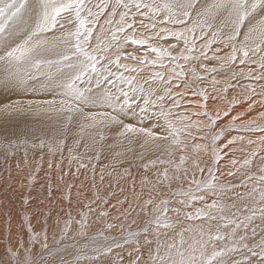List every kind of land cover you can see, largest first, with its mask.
<instances>
[{
	"label": "snow or ice",
	"instance_id": "6c2138e0",
	"mask_svg": "<svg viewBox=\"0 0 264 264\" xmlns=\"http://www.w3.org/2000/svg\"><path fill=\"white\" fill-rule=\"evenodd\" d=\"M224 69L229 78L217 79ZM241 79L256 85L246 87L248 111L264 104V0H0V90L37 97L0 107L40 118L25 130L31 143L9 144L40 151L35 166L24 153L30 183L45 150L63 160L70 133L77 173L91 165L95 175L100 159L97 151L85 162L81 141L94 148L109 135L166 157L143 165L163 167L141 180L140 194L133 180L131 201L117 200L119 215L100 210L108 200L99 193L75 215L57 214L51 244L52 212L41 211L55 199L49 189L22 218L28 239L9 238L0 264H125L126 249L127 264H264V112L260 123L244 122L243 113L218 123L242 102L221 95ZM193 81H208L211 93ZM210 99L228 110L213 114ZM245 142L255 147L229 157L222 172L225 150ZM65 196L71 200V186ZM37 216L45 217L40 229Z\"/></svg>",
	"mask_w": 264,
	"mask_h": 264
},
{
	"label": "rangeland",
	"instance_id": "374dc122",
	"mask_svg": "<svg viewBox=\"0 0 264 264\" xmlns=\"http://www.w3.org/2000/svg\"><path fill=\"white\" fill-rule=\"evenodd\" d=\"M226 75H228V70L227 69H224V70H222V74L220 75V76H218V78H220V77H223V76H226ZM189 79H191L190 77H189ZM248 81V82H247ZM233 83H236V84H239L238 86H236L235 87V89H236V91H235V93H234V91L232 90V89H229V94L228 93H225L226 95H228V97L227 98H229V100L231 99L230 97H232L233 96V94H236L237 92H238V89H239V86H241V85H243V84H246V85H248V83L249 84H251L252 83V85L253 86H256L255 85V82H253V81H249V80H247V79H242L241 81H239L238 83L236 82V81H232ZM30 84H31V82H29ZM193 87L194 88H201V87H206V88H208V90H210L211 89V86L207 83V82H202V83H199V84H197L195 81H193ZM2 95V96H1ZM3 96H5V97H3ZM33 98H37V97H35V96H33L31 93H28V94H25V93H15V94H12V93H5L4 94V92L2 91V90H0V107H2L3 106V104H5V103H7L9 100H13V99H33ZM40 98H43V96H41ZM188 98H191V97H188ZM215 103H217V104H219V105H221L222 103L224 104V105H226L227 106V102L226 101H220V100H217V101H215ZM185 106H187V105H185ZM13 114H15V116L13 115ZM13 114H11V115H7V114H4V113H2V112H0V119H2V118H6V119H9V118H12L11 119V124L12 125H10V124H8V125H10L9 127H8V125H1V127H0V190H2V189H4V187H6V186H9V189L11 188L10 187V185H11V180H9V179H11V174H10V171L9 170H7L6 168H4L5 167V165L7 166V163H6V161H12L13 159H18L19 158V156L21 155V156H24V153H25V151H27L28 152V157L27 158H30V159H28V160H30V162H31V159L33 160V158L35 157H37V155H38V152H40L38 149L37 150H34V152L32 151L33 149H31L30 147L29 148H25L24 147V145L22 144V143H18L17 144V146L15 147V148H10L9 147V144L11 143V142H14V141H16V142H18V141H23L24 139H28L29 140V143H31L32 142V140H33V137H31V136H27L26 135V132H25V130L27 129V128H33V127H36L37 125H38V122H37V119L35 120V123L36 124H28V122L26 121L27 120V115H26V118H25V116H23V115H18V114H16V113H13ZM6 116H8V118L6 117ZM17 117V118H16ZM254 121H258V120H254ZM24 122V123H23ZM3 126V127H2ZM14 127V128H13ZM3 130H5V132L3 131ZM71 135V136H70ZM70 135L67 137V143H68V145H66V147L64 148V151H63V160H61V155L59 154V153H57L55 156H50V155H47V151L45 150V152L43 153V155H44V158H46L47 156L48 157H50L51 158V163H52V165L54 166V168H51L52 170H57V169H59V171L60 170H62V172L63 171H66V174H65V176L67 175V178L65 179L64 177L62 178L60 175V177H59V179L57 180V183L59 184V190H57V192H56V188H55V184L51 181L50 183H51V185H50V187H49V185H48V188L52 191V193H56V195H55V199H53V200H51V201H44V203L45 202H47V203H45L44 205H46V206H43L44 208H41V211L43 210V212H45V213H47L49 210H51V212H53V214L52 215H55V216H53L52 217V219H51V221H50V226H49V231L50 232H52V234L49 232V238H51L52 237V235H53V233H55L56 231H58V229L55 227V217H56V215L57 214H62L61 216H63V212H62V210H69V208H70V210L72 211V212H74V214H76V212L78 211V210H80V206H81V204H84V201L85 202H87V201H89V200H93L95 197H94V194H93V192L94 193H99V195H100V197L102 198L103 197V199H107L108 200V206L106 205V204H103V203H101L100 205V210H107V211H109V213H110V215L111 216H113V217H115V216H117V215H119V212H118V208L120 207V205H118L117 204V202H116V200H124V197L125 196H129L130 194V200L129 201H131V199H132V192H133V180L134 181H136V183H135V188L136 189H138V190H136L135 189V191L136 192H138V193H140L141 192V187H142V185H141V180L145 177V176H147V174L149 175V176H147L149 179H151V180H154L155 179V173L159 170V169H161L163 166L162 165H157L156 166V168H153V167H151V166H149V170L147 169V170H145V171H143L144 170V167H143V165L145 164V163H147L148 161H150V160H158V159H160V158H166V157H164L162 154H161V152L159 151V150H157V149H155V148H153V147H146V148H141V146H140V144H139V148H138V144H135V142L133 143V145L131 146V145H129L128 143H126V141H123L122 143H115L116 142V140H114L113 139V136L111 137V135H109L108 136V138L106 139V141L103 143V145L100 143V142H97L96 144H95V147L94 148H87L86 149V147H85V143H87L88 145H91V142L89 141V140H82L81 141V146L78 148V149H76V152H77V154L78 155H80L82 158H84L85 159V162H87V159L86 158H88V157H94L95 155H96V153H97V151L100 153V159H99V161H97V160H95V159H93V161H92V163L93 164H95V172H97V173H95V175H93V170H92V167H91V165H89V168H87V170L86 169H83V168H81L80 169V171H79V174L76 172V167H77V165L75 164L76 162L75 161H73L72 162V166H71V168H69V159H70V157H69V153H68V148L69 147H71L72 146V144H73V136H74V133H70ZM110 138H112V139H110ZM69 140V141H68ZM112 140V141H111ZM108 141V142H107ZM115 141V142H114ZM109 142H111V143H109ZM126 143V144H125ZM142 143V142H141ZM191 143V142H190ZM116 144V145H115ZM122 144V145H121ZM135 144V145H134ZM97 145V146H96ZM108 145V146H107ZM109 145H111V146H109ZM113 145V146H112ZM119 145V146H118ZM83 146V147H82ZM134 146V147H133ZM122 147V148H121ZM126 147V148H125ZM135 148V149H134ZM100 149V150H99ZM110 149H111V151H110ZM115 149V150H114ZM128 149V150H127ZM143 149V150H142ZM79 150V151H78ZM126 150H127V152H126ZM141 150H142V152H141ZM145 150V151H144ZM85 151V152H84ZM110 151V152H109ZM115 151H117L119 154H121V156H118L116 153H115ZM125 151V152H124ZM130 151V152H129ZM138 151H140V153H142L143 154V157L144 158H140V156H141V154L139 155V154H137V152ZM32 152V153H31ZM36 152V153H35ZM133 152V153H132ZM136 152V153H135ZM147 152V153H146ZM19 154V155H18ZM30 154H31V157H30ZM40 155H41V153H39ZM66 154V155H65ZM105 154V155H104ZM86 155V156H85ZM127 155V156H126ZM139 155V156H138ZM148 155L150 156L149 158H148ZM17 157V158H16ZM25 157V156H24ZM55 157V158H54ZM57 157H59V159H56ZM66 157V158H65ZM124 157V158H123ZM128 157V158H127ZM139 157V158H138ZM12 158V159H11ZM53 158V159H52ZM120 158H121V160H120ZM135 158V159H134ZM138 158V159H137ZM66 159V160H65ZM119 159V160H118ZM15 160V161H16ZM54 160H56V163L59 165L60 164V166H59V168L57 167V169H56V163H55V161ZM108 160V161H107ZM140 160V161H139ZM60 161V162H59ZM96 161V162H95ZM138 161V162H137ZM62 162V163H61ZM66 162V163H65ZM107 162V163H106ZM220 162H222V164L220 163V168H221V171L222 172H225L226 173V171H227V168H226V164H227V162H228V160H226V159H224V160H221ZM4 163V164H3ZM6 163V164H5ZM32 163V162H31ZM102 164H103V166H102ZM138 164V165H137ZM4 165V166H3ZM33 166L35 165V163H33L32 164ZM64 165H65V167H64ZM68 165V166H67ZM74 165H76L75 167H74ZM62 166V167H61ZM117 166V167H116ZM137 166V167H136ZM104 167V168H103ZM48 168V169H47ZM101 168V169H100ZM153 168V169H152ZM6 169V170H5ZM30 169V168H29ZM48 166L46 167V172H45V174L48 176L49 175V173H52L51 170ZM66 169H68V170H66ZM83 169V170H82ZM128 170L130 173H131V175H128V174H125L124 172H125V170ZM141 169V170H140ZM143 169V170H142ZM4 170H5V172L7 173H5L4 172ZM31 170V169H30ZM51 170V171H50ZM70 171H72L71 173H73V174H71L70 173ZM88 171V172H87ZM102 171H103V173H102ZM149 171H151V172H149ZM155 171V172H154ZM61 172V171H60ZM83 172V173H82ZM87 172V173H86ZM91 172V173H90ZM70 173V174H69ZM91 175H90V174ZM103 174V177H105L104 179H103V181L101 180V174ZM137 173H138V175H137ZM149 173H151V174H149ZM153 173V174H152ZM96 174H97V176H96ZM100 174V175H99ZM107 174V175H106ZM118 174V175H117ZM6 175V176H5ZM71 175V176H70ZM74 175V176H73ZM80 176V177H78V176ZM86 175V176H85ZM152 175V176H151ZM199 175V174H198ZM219 175V174H218ZM4 176V177H3ZM99 176V177H98ZM151 176V177H150ZM6 177V179H7V181L4 183V181H2V179H4ZM68 177H70V178H68ZM75 180L74 182H76V184L75 183H71V181L70 180H72V178ZM76 177V178H75ZM94 177V178H93ZM97 177V178H96ZM110 177H112V178H110ZM114 177H116V178H114ZM140 177H142L141 179H140ZM85 178H86V181H85ZM108 180H107V179ZM118 178V179H117ZM120 178V179H119ZM127 178V179H126ZM130 178V179H129ZM137 178H139V183L137 182V180L136 179ZM68 179V180H67ZM84 179V180H83ZM229 179H231V178H229ZM62 180V181H61ZM89 180V181H88ZM118 180H119V182H118ZM9 181V182H8ZM78 181V182H77ZM98 183H97V182ZM85 182V183H84ZM92 182H94V183H92ZM115 182V183H114ZM131 182V183H130ZM225 182H228V181H225ZM231 182L232 183H234V184H237V185H239V181H238V179H231ZM7 183H9L8 185H7ZM96 183H97V185H96ZM105 183V184H104ZM138 183V184H137ZM54 184V185H53ZM82 184V185H81ZM107 184H109V185H107ZM111 184V185H110ZM74 185L77 187H75L74 188ZM79 185V186H78ZM90 187H89V186ZM93 185H95L94 186V188H93ZM105 185V186H104ZM12 186V185H11ZM68 186H71V190H72V192H71V195H72V200H70L69 201V199L65 196V194L64 193H66V192H68ZM72 186H73V188H72ZM91 186H92V188L94 189V190H96V191H92L93 189L91 188ZM98 186V187H97ZM90 188V189H88V188ZM101 189H100V188ZM61 188V189H60ZM105 188V189H104ZM113 190H112V189ZM242 187H237V190L238 189H241ZM48 189V190H49ZM79 190V191H83L82 193L84 194V195H82V194H80L79 193V196L77 195L78 194V192L79 191H77V190ZM82 189V190H81ZM84 189V190H83ZM85 189H87V190H85ZM98 189H100V190H98ZM108 189V191H106ZM115 189V190H114ZM121 189H123L124 191L123 192H121ZM76 190V191H75ZM98 190V191H97ZM126 190V191H125ZM85 191V192H84ZM87 191V192H86ZM90 191V192H89ZM112 191V192H111ZM239 192H241V190H238ZM76 192V194H74ZM59 193V194H58ZM73 193V194H72ZM88 194V196H87V194ZM90 193H92V195L90 194ZM109 194V195H106V194ZM113 193L115 194V195H113ZM147 193V188L146 189H144V194H146ZM42 194H43V191H42ZM91 195V197H90V195ZM54 195V194H53ZM58 195V196H57ZM64 195V196H63ZM77 195V196H76ZM106 195V196H105ZM122 195V196H121ZM125 195V196H124ZM231 195V197H232V193L230 194ZM88 197V199H86ZM59 199V200H57L56 201V199ZM64 198L66 199V200H64ZM76 198H77V200L79 201V202H77V200H76ZM80 198H82V199H80ZM110 198V199H109ZM67 199H68V201H67ZM41 200H43V199H41ZM61 200V201H60ZM63 200V201H62ZM81 200V201H80ZM84 200V201H83ZM115 201L116 203H114V204H110V202L111 201ZM37 200H35L34 201V204H35V202H36ZM39 201V200H38ZM55 201H56V203H55ZM50 202V203H49ZM66 202V205H67V207L65 206V205H62L63 203H65ZM70 202H72L73 204H75V205H73V204H70ZM76 202H77V205H76ZM81 202V204H79ZM228 203H232V201H227ZM49 203V204H48ZM52 203V204H51ZM61 203V204H60ZM29 204H31V205H33V202H31V201H29ZM39 204H40V201H39ZM50 204H51V206H50ZM54 204V206H58V207H55V208H52V207H54V206H52ZM59 204V205H58ZM61 205V206H60ZM80 205V206H79ZM112 205H116V207L114 208V207H112ZM34 206V205H33ZM53 209H51L50 207ZM60 206V207H59ZM63 206V208L62 209H60L61 207ZM73 206H75L74 208H77V209H75L74 210V208H73ZM107 206V207H106ZM126 206V204L124 205V207ZM93 207L95 208L96 207V205H93ZM48 208V209H47ZM79 208V209H78ZM112 208L114 209V210H112ZM48 211H47V210ZM55 209V210H54ZM58 209V210H57ZM73 209V210H72ZM57 210V211H56ZM77 210V211H76ZM60 211L62 212V213H60ZM55 212H56V214H55ZM73 214V215H74ZM38 217H41V216H38ZM44 217V216H43ZM44 219H45V217L44 218H40V219H37L38 221H36V224H34V226H35V228L36 229H40L41 228V225L43 224V221H44ZM38 222V223H37ZM42 222V223H41ZM37 226V227H36ZM6 240H7V242L9 241V239H7V238H5ZM18 239V237H16V240ZM15 240V241H16ZM4 241H0V245H3L4 243H3ZM119 251V250H118ZM125 259V258H124ZM125 262H126V259H125Z\"/></svg>",
	"mask_w": 264,
	"mask_h": 264
},
{
	"label": "bare ground",
	"instance_id": "6f19581e",
	"mask_svg": "<svg viewBox=\"0 0 264 264\" xmlns=\"http://www.w3.org/2000/svg\"><path fill=\"white\" fill-rule=\"evenodd\" d=\"M191 78V77H190ZM229 78V76L228 75H226V76H223V77H220V78H218L217 77V79H228ZM242 80V79H241ZM240 80V81H241ZM205 82H207L210 86H211V84L208 82V81H205ZM248 82V81H247ZM234 84H236V83H234ZM252 84V83H251ZM239 84H236V86H238ZM248 85H249V83H248ZM246 87H247V85L246 84H243V85H241V86H239V89H238V92L236 93V94H233V96L232 97H230L231 99L232 98H236V99H240L242 102L240 103V104H237L234 108H232L231 109V112H230V115L228 116V117H223L222 116V119L220 120V121H218V123H220L221 125H224V124H227V123H229L230 122V120H231V117L232 116H235V115H237L238 113H243L244 115H243V121L244 122H248L249 120H258V121H255L256 123H260V117H259V113L260 112H264V104H260V103H257L252 109H251V111H248V102L247 101H244V96H245V92H246ZM233 91H234V93H235V91H236V89L234 88V89H232ZM209 92L211 93V89L209 90ZM6 92H4V94H5ZM228 94H229V92H228ZM221 95H224V96H227L228 97V95H226L225 93H221ZM2 96V95H1ZM3 97H5V96H3ZM229 99V98H228ZM253 99H259V97H253ZM217 100H219V99H217ZM217 100H213V99H210L209 100V111L210 112H213V114L215 113V111H217V110H219L220 112H221V114L224 112V111H226V110H228V106H226V105H224L223 103L221 104V105H219V104H217V103H215V101H217ZM14 116H15V114H13ZM23 116H25V118H26V115H23ZM7 118H8V116H6ZM1 118V117H0ZM17 118V117H16ZM11 119L12 118H9V119H6V118H2V119H0V124L1 125H8V124H10V125H12L11 124ZM37 119V122L39 123V120H40V118H38V117H33V116H31V115H27V122H28V124H36L35 123V120ZM24 123V122H23ZM237 123H240V121H237ZM1 125H0V127H1ZM10 125H8V127L10 126ZM3 127V126H2ZM11 127V126H10ZM14 128V127H13ZM4 132H5V130H3ZM233 135L234 134H236V133H232ZM70 135V134H69ZM228 134L226 133V136H227ZM256 135H260L259 133H257ZM71 136V135H70ZM111 137H112V135H111ZM108 138V137H107ZM252 138L253 139H255L256 138V136H252ZM110 139H112V138H110ZM114 139V138H113ZM115 140V139H114ZM69 141V140H68ZM112 141V140H111ZM126 141V140H125ZM73 142V141H72ZM91 142V141H90ZM108 142V141H107ZM115 142V141H114ZM197 142H199V139L197 140ZM109 143H111V142H109ZM115 143H117V142H115ZM126 143H128L127 141H126ZM125 143V144H126ZM112 144V143H111ZM120 144V143H119ZM136 144V143H135ZM134 144V145H135ZM67 145H68V143H67ZM116 145V144H115ZM122 145V144H121ZM133 145V144H132ZM131 145V146H132ZM97 146V145H96ZM108 146V145H107ZM109 146H111V145H109ZM113 146V145H112ZM119 146V145H118ZM138 146V148L140 147L139 146V144L137 145ZM83 147V146H82ZM134 147V146H133ZM252 147H255V146H250V145H248L246 142L243 144V145H237L236 146V150H235V152L233 153V152H231V151H228V150H225V151H227L228 152V155H226L225 157H224V159H226V160H229V157H233L234 156V158H237V159H239V158H241L243 155H245L246 153H247V151L250 149V148H252ZM122 148V147H121ZM126 148V147H125ZM142 148V147H141ZM135 149V148H134ZM100 150V149H99ZM115 150V149H114ZM128 150V149H127ZM127 150H126V152H127ZM143 150V149H142ZM142 150H141V152H142ZM33 152H34V150H32ZM79 151V150H78ZM110 151H111V149H110ZM109 151V152H110ZM145 151V150H144ZM85 152V151H84ZM125 152V151H124ZM130 152V151H129ZM32 153V152H31ZM36 153V152H35ZM40 152H38V155H37V157L35 158H33V160L31 159V164H33V163H35V165H36V163L39 161V156H40V154H39ZM115 153L118 155L119 153L117 152V151H115ZM133 153V152H132ZM136 153V152H135ZM147 153V152H146ZM137 154H141L140 153V151H138L137 152ZM19 155V154H18ZM48 155V154H47ZM66 155V154H65ZM105 155V154H104ZM138 155V156H139ZM29 156V155H28ZM86 156V155H85ZM118 156H121V154L120 155H118ZM127 156V155H126ZM30 157H31V154H30ZM56 157V156H55ZM54 157V158H55ZM83 157V156H82ZM145 157V156H144ZM143 157V158H144ZM150 156L148 155V158H149ZM17 158V157H16ZM32 158V157H31ZM66 158V157H65ZM124 158V157H123ZM128 158V157H127ZM139 158V157H138ZM137 158V159H138ZM205 159H207V157L205 156L204 157ZM12 159V158H11ZM27 159H30V158H27ZM53 159V158H52ZM56 159H59V157H57ZM87 159V158H86ZM135 159V158H134ZM223 159V160H224ZM16 159H13L12 161H6V163H7V166L5 165V167L4 168H6L7 170H9L10 171V174H11V179H9V180H11V185H10V189H9V186H6V187H4V189H2V190H0V241L2 240V241H4L3 243V245H0V254H2L3 253V251H4V249H5V246L8 244V242H7V240L5 239V238H7V239H9V238H11V240H12V242L14 243V242H16L17 240H20L21 238H23L24 240H27L28 239V237H27V235L21 230V228H20V225H21V223H22V218H23V216H24V214H25V211L27 210V212L28 213H31V212H33L35 209H36V205H38L39 204V201L41 200V199H43V197L45 196V195H47V192H48V185H49V187H50V185H51V181L55 184V188H56V192H57V190H59V184L57 183V180L59 179V177L61 176L62 178L64 177L65 179L67 178V175L65 176V174H66V171H63L62 172V170H60L59 171V169H57V163H56V160H54L55 161V163L57 164L56 165V169L57 170H50L52 173H49V175L47 176L46 174H45V172H46V167L48 166V163H49V161H51V158L50 157H46V158H44V161H43V163H42V165L40 166V169H39V171L38 172H34L33 173V175L35 176V179L30 183V177H29V175H28V173L30 172V169H29V167L25 164V157L24 156H19V158L15 161ZM66 160V159H65ZM119 160V159H118ZM120 160H121V158H120ZM143 160V159H142ZM30 161V160H29ZM108 161V160H107ZM140 161V160H139ZM60 162V161H59ZM96 162V161H95ZM138 162V161H137ZM5 163V164H6ZM62 163V162H61ZM66 163V162H65ZM107 163V162H106ZM221 164H222V162H220ZM4 164V163H3ZM76 164V163H75ZM34 165V166H35ZM138 165V164H137ZM4 166V165H3ZM55 166V165H54ZM54 166L52 167V168H54ZM59 166H60V164H59ZM68 166V165H67ZM72 166V165H71ZM76 165H74V167H75ZM102 166H103V164H102ZM159 166V165H158ZM62 167V166H61ZM64 167H65V165H64ZM117 167V166H116ZM137 167V166H136ZM104 168V167H103ZM151 168V167H150ZM149 168V169H150ZM156 168V167H155ZM5 169V170H6ZM48 169V168H47ZM72 169V168H71ZM101 169V168H100ZM148 169V170H149ZM153 169V168H152ZM5 170H4V172H5ZM66 170H68V169H66ZM83 170V169H82ZM87 170V169H86ZM141 170V169H140ZM143 170V169H142ZM160 170V169H159ZM143 171H145V168H144V170ZM7 172V171H6ZM5 172V173H6ZM72 171H70V173H71ZM88 172V171H87ZM86 172V173H87ZM149 172H151V171H149ZM155 172V171H154ZM8 173V172H7ZM6 173V174H7ZM69 173V174H70ZM83 173V172H82ZM91 173V172H90ZM89 173V174H90ZM95 173H97V172H95ZM102 173H103V171H102ZM125 173V172H124ZM71 174H73V173H71ZM79 174V173H78ZM101 174V173H100ZM99 174V175H100ZM149 174H151V173H149ZM153 174V173H152ZM219 174V173H218ZM60 175V176H59ZM91 175V174H90ZM107 175V174H106ZM118 175V174H117ZM137 175H138V173H137ZM6 176V175H5ZM71 176V175H70ZM74 176V175H73ZM78 176V175H77ZM86 176V175H85ZM96 176H97V174H96ZM147 176H149L148 174H147ZM152 176V175H151ZM150 176V177H151ZM4 177V176H3ZM78 177H80V176H78ZM99 177V176H98ZM9 178V177H8ZM7 178V179H8ZM68 178H70V177H68ZM72 178V177H71ZM74 178V177H73ZM72 178V180H70L71 181V183H75L76 184V182H74L75 180ZM76 178V177H75ZM94 178V177H93ZM97 178V177H96ZM105 178V177H104ZM110 178H112V177H110ZM114 178H116V177H114ZM142 177H140V179H141ZM7 179H6V177L4 178V179H2V181H4V183L7 181ZM107 179V178H106ZM118 179V178H117ZM120 179V178H119ZM127 179V178H126ZM130 179V178H129ZM136 179V178H135ZM138 179V180H137ZM136 180H137V182L139 183V178H137ZM68 180V179H67ZM84 180V179H83ZM108 180V179H107ZM62 181V180H61ZM85 181H86V178H85ZM89 181V180H88ZM103 181V180H102ZM9 182V181H8ZM78 182V181H77ZM97 182V181H96ZM118 182H119V180H118ZM85 183V182H84ZM92 183H94V182H92ZM98 183V182H97ZM97 183H96V185H97ZM115 183V182H114ZM131 183V182H130ZM135 183H136V181H135ZM137 183V184H138ZM227 183V182H226ZM6 184V183H5ZM9 183H7V185H8ZM53 184V185H54ZM105 184V183H104ZM82 185V184H81ZM107 185H109V184H107ZM111 185V184H110ZM79 186V185H78ZM89 186V185H88ZM105 186V185H104ZM76 186L74 185V188H75ZM90 187V186H89ZM98 187V186H97ZM72 188H73V186H72ZM77 188V187H76ZM88 188V187H87ZM91 188H92V186H91ZM93 188H94V186H93ZM92 188V189H93ZM100 188V187H99ZM61 189V188H60ZM88 189H90V188H88ZM101 189V188H100ZM100 189H98V190H100ZM105 189V188H104ZM112 189V188H111ZM136 189V188H135ZM146 189V188H145ZM68 190V189H67ZM77 190V189H76ZM75 190V191H76ZM82 190V189H81ZM84 190V189H83ZM85 190H87V189H85ZM97 190V191H98ZM113 190V189H112ZM115 190V189H114ZM136 190H138V189H136ZM238 190H241V192H243L244 191V189L243 188H241V189H238ZM238 190H236V191H238ZM42 191H43V194H42ZM77 191H79V190H77ZM92 191H96V190H92ZM106 191H108V189L106 190ZM126 191V190H125ZM236 191H233L232 192V197L234 198L235 196H236ZM71 192H72V190H71ZM81 191H79V193H80ZM83 192V191H82ZM80 193V194H82V195H84L83 193ZM85 192V191H84ZM87 192V191H86ZM90 192V191H89ZM112 192V191H111ZM137 194H140V193H138V192H136ZM54 195V197H55V195H56V193H53ZM59 194V193H58ZM65 194V193H64ZM73 194V193H72ZM74 194H76V192L74 193ZM87 194V193H86ZM91 195H92V193H90ZM89 194V195H90ZM93 194H95L94 192H93ZM91 195H90V197H91ZM106 195H109L108 193L106 194ZM105 195V196H106ZM131 195V194H130ZM130 195L128 196V199L130 200ZM145 195V197H146V195H147V193L146 194H144ZM37 196H39L40 197V199H39V201H38V199H36V197ZM58 196V195H57ZM64 196V195H63ZM77 196V195H76ZM87 196H88V194H87ZM93 196V195H92ZM122 196V195H121ZM125 196V195H124ZM28 197H30V199L28 200V204L27 205H25V203H24V201H25V198H28ZM74 198V197H73ZM72 198V195H71V200L73 199ZM80 199H82V198H80ZM86 199H88V197L86 198ZM102 199H103V197H102ZM110 199V198H109ZM35 200H37L36 202H35V204H34V201ZM57 200H59L58 198L56 199V201ZM64 200H66L65 198H64ZM76 200H77V198H76ZM29 201H31V202H33V205H31V204H29ZM56 201H55V203H56ZM61 201V200H60ZM63 201V200H62ZM67 201H68V199H67ZM81 201V200H80ZM84 201V200H83ZM230 201H232V200H230ZM58 202V201H57ZM77 202H79L78 200H77ZM77 202H76V205H77ZM88 202V201H87ZM87 202H85L84 201V203H87ZM116 202H117V200H116ZM115 201H111L110 202V204H114V203H116ZM45 203H47V202H45ZM44 203V204H45ZM50 203V202H49ZM48 203V204H49ZM52 204V203H51ZM51 204H50V206H51ZM61 204V203H60ZM70 204H73L72 202H70ZM79 204H81V202L79 203ZM59 205V204H58ZM62 205H65L66 207H67V205H66V202L65 203H63ZM73 205H75V204H73ZM82 205V204H81ZM95 205V204H94ZM107 206H108V203L106 204ZM43 206H46V205H43ZM42 206V208H44ZM49 206V207H50ZM52 206H54V204L52 205ZM61 206V205H60ZM59 206V207H60ZM80 206V205H79ZM101 206V205H100ZM106 206V207H107ZM110 206V205H109ZM108 206V207H109ZM55 207H58V206H54V207H52V208H55ZM75 206H73V208H74ZM125 207H127V204H126V206ZM51 208V207H50ZM51 208V209H52ZM63 208V206L60 208V209H62ZM117 208V207H116ZM48 209V208H47ZM46 209V210H47ZM70 209V208H69ZM75 209H77V208H74V210ZM79 209V208H78ZM53 210V209H52ZM55 210V209H54ZM58 210V209H57ZM56 210V211H57ZM68 210V209H67ZM73 210V209H72ZM112 210H114L113 208H112ZM43 211V210H42ZM48 211V210H47ZM64 210H62V212H63ZM77 211V210H76ZM79 211V210H78ZM46 212V211H45ZM54 212V211H53ZM53 212H52V214H53ZM61 211H60V213H62ZM55 214H56V212H55ZM73 214H74V212H73ZM62 215V214H61ZM75 215V214H74ZM53 216H55V215H52V217ZM42 219V218H44L43 216H41V217H36V218H34L33 219V225L34 224H36V221H38L37 219ZM38 223V222H37ZM42 223V222H41ZM37 227V226H36ZM133 227H135V226H133ZM50 230V229H49ZM50 232V231H49ZM51 234H52V232H50ZM54 234V233H53ZM112 235H119V230H117L116 232H113V233H111ZM16 237H18V239L16 240ZM16 240V241H15ZM51 238H49V243L51 244ZM118 251V250H117ZM128 251H131V249H126L123 253H122V256L126 259V262H125V264H127V260H128ZM142 252H143V249L141 250Z\"/></svg>",
	"mask_w": 264,
	"mask_h": 264
}]
</instances>
